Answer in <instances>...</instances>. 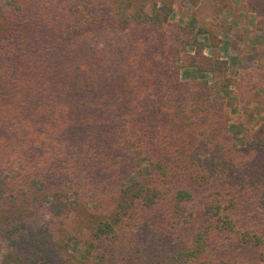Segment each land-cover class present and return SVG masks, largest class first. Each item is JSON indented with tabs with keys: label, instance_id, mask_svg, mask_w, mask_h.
<instances>
[{
	"label": "trees",
	"instance_id": "obj_1",
	"mask_svg": "<svg viewBox=\"0 0 264 264\" xmlns=\"http://www.w3.org/2000/svg\"><path fill=\"white\" fill-rule=\"evenodd\" d=\"M172 12L0 7V264H264V111L236 145L229 62Z\"/></svg>",
	"mask_w": 264,
	"mask_h": 264
},
{
	"label": "rangeland",
	"instance_id": "obj_2",
	"mask_svg": "<svg viewBox=\"0 0 264 264\" xmlns=\"http://www.w3.org/2000/svg\"><path fill=\"white\" fill-rule=\"evenodd\" d=\"M245 2L172 0L173 12L170 16L171 21L193 30L197 40L204 45L206 56L220 57L229 62L235 85L227 94V112L238 146L243 144L242 129L256 128L264 111V22L257 12L245 8ZM11 3L12 0H0V7ZM209 34L213 37L209 38ZM67 49L74 48L68 44ZM180 76L182 80L196 79V75L184 67L180 68ZM203 76L211 80L209 73ZM22 202L18 200L16 208ZM73 251L78 255L88 254L81 245L75 246Z\"/></svg>",
	"mask_w": 264,
	"mask_h": 264
}]
</instances>
